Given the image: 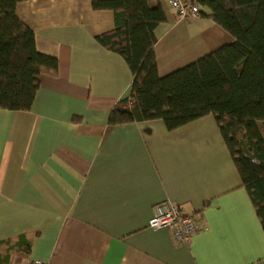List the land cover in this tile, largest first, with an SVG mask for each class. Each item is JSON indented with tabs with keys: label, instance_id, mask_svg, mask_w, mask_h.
I'll list each match as a JSON object with an SVG mask.
<instances>
[{
	"label": "crops",
	"instance_id": "0c3cea01",
	"mask_svg": "<svg viewBox=\"0 0 264 264\" xmlns=\"http://www.w3.org/2000/svg\"><path fill=\"white\" fill-rule=\"evenodd\" d=\"M156 3L160 76L232 41L208 7L181 19ZM16 14L58 70L39 76L29 110L0 108V264H264L263 227L212 114L172 130L161 119L108 125L132 82L96 40L113 11L23 0ZM163 200L195 217L189 243L148 228Z\"/></svg>",
	"mask_w": 264,
	"mask_h": 264
},
{
	"label": "trees",
	"instance_id": "16d2710c",
	"mask_svg": "<svg viewBox=\"0 0 264 264\" xmlns=\"http://www.w3.org/2000/svg\"><path fill=\"white\" fill-rule=\"evenodd\" d=\"M23 0H0V108L29 110L43 73L58 60L36 49L33 30L16 14ZM155 0H92L113 11L114 28L96 36L126 61L129 95L108 125L161 119L168 130L212 114L264 230V0H194L232 41L167 75L157 71L154 30L165 12Z\"/></svg>",
	"mask_w": 264,
	"mask_h": 264
},
{
	"label": "built area",
	"instance_id": "2783aa9c",
	"mask_svg": "<svg viewBox=\"0 0 264 264\" xmlns=\"http://www.w3.org/2000/svg\"><path fill=\"white\" fill-rule=\"evenodd\" d=\"M170 6L181 19H192L200 14V5L194 0H168ZM152 230L166 229L177 244H187L197 230L195 217L181 210L178 204L163 200L152 208L147 221ZM23 264H45L41 260H26Z\"/></svg>",
	"mask_w": 264,
	"mask_h": 264
}]
</instances>
